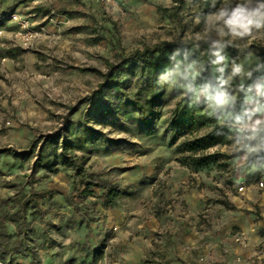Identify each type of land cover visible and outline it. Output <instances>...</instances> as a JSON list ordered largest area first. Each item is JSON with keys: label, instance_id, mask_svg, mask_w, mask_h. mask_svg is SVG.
<instances>
[{"label": "rangeland", "instance_id": "374dc122", "mask_svg": "<svg viewBox=\"0 0 264 264\" xmlns=\"http://www.w3.org/2000/svg\"><path fill=\"white\" fill-rule=\"evenodd\" d=\"M211 4L0 0L3 264H101L87 233L108 236L115 264L135 244L141 264H264V136L245 159L226 117L241 112L243 92L230 89L234 107L209 115L202 95L169 83L188 58L203 66L196 85L213 79L203 40ZM226 39L248 49L223 52L245 67L264 57V32ZM160 43L179 54L156 55L148 84L133 55ZM124 60L107 75V62Z\"/></svg>", "mask_w": 264, "mask_h": 264}, {"label": "clouds", "instance_id": "9594fccd", "mask_svg": "<svg viewBox=\"0 0 264 264\" xmlns=\"http://www.w3.org/2000/svg\"><path fill=\"white\" fill-rule=\"evenodd\" d=\"M211 7L215 11L204 17L203 40L215 56L212 61L215 82L210 79L196 85L203 66H198L195 61L187 64L178 61L168 73L169 83L181 88L184 93L190 92L197 97L202 95L209 115L234 107L237 97L230 89L243 92L241 112H227L226 117L233 121L237 147L244 150L247 159L260 150L259 145L253 142L264 135V57L256 56L254 62L245 67L244 63L229 59L222 53L228 47L227 37L244 39L264 32V0H221L219 7H216V0H212ZM177 54L179 50L173 56ZM236 78H240V82L234 84ZM245 80L251 83L245 84Z\"/></svg>", "mask_w": 264, "mask_h": 264}, {"label": "trees", "instance_id": "16d2710c", "mask_svg": "<svg viewBox=\"0 0 264 264\" xmlns=\"http://www.w3.org/2000/svg\"><path fill=\"white\" fill-rule=\"evenodd\" d=\"M176 49V46H173L171 44L168 43H160L158 45H155L152 48H145L142 51H135L134 53V57H137L142 65V70L145 71L144 74L146 77V81L148 84L154 83V77L156 76V71L158 66L156 64H153L151 62V60L156 56L159 55L160 58H162L167 52L173 53ZM248 49L246 50H240L236 47H234L233 45H229L228 47L224 50V52H227L229 55L235 56V55H240V54H244L247 52ZM223 54V53H222ZM185 54L182 53V57ZM206 59H207V63L205 65V69L207 70L208 68H210V66L212 65V61L215 59V56H213L211 54L210 51L207 52L206 54ZM188 62H193L194 60L188 58L187 59ZM127 62L124 60L122 62H120L119 64H112V63H106V66L108 68V74L107 75H111L113 72L117 71L120 67L124 66ZM238 94V97L241 98L242 97V92H236ZM66 119L64 118V121ZM264 136V135H263ZM206 139V138H205ZM203 139V141L205 140ZM203 141H198L194 143V147H196V145H199L201 142ZM63 147V151L66 152V146L65 144L62 145ZM195 148H188L187 151L192 152L194 151ZM262 150H264V143L262 146ZM10 152L8 150H2L0 151V154H9ZM64 159V158H63ZM68 159V158H67ZM211 160H213L212 158H205L203 160H197L195 161V165L197 167H201V166H205L208 164V162H211ZM69 161H72L71 159H69ZM73 162V161H72ZM93 185V184H92ZM96 185V187H102L107 191V196L110 197L113 195L114 190L111 188V186L106 183V182H100L98 184H94Z\"/></svg>", "mask_w": 264, "mask_h": 264}, {"label": "crops", "instance_id": "0c3cea01", "mask_svg": "<svg viewBox=\"0 0 264 264\" xmlns=\"http://www.w3.org/2000/svg\"><path fill=\"white\" fill-rule=\"evenodd\" d=\"M105 234H101L100 237H96L95 233L93 234H86V237L88 238H91L93 240V249H97V251H99L97 254H98V259L99 262L101 264H115L113 260L114 256H113V253L112 252H109L108 251V243H109V240L106 241V244L104 243V239H108V236H106ZM135 246V249L133 251H129L128 247L127 246H124L122 247L123 249L120 251L121 253L120 254H117V257L118 256H121V258H119L118 262L122 260V264H130L129 262L131 261H128L129 260V256L130 254H132V259L134 260L131 264H141V257L140 256V253L139 251H136L137 249V245H133V247ZM128 248V249H127ZM8 259L5 261L7 262ZM11 264H22L18 259H12L11 261ZM0 263L3 264L2 260L0 259ZM121 263V262H120ZM25 264V263H24Z\"/></svg>", "mask_w": 264, "mask_h": 264}, {"label": "built area", "instance_id": "2783aa9c", "mask_svg": "<svg viewBox=\"0 0 264 264\" xmlns=\"http://www.w3.org/2000/svg\"><path fill=\"white\" fill-rule=\"evenodd\" d=\"M29 37H30V36H29ZM236 242H237V243H240L241 245H243V247H245L244 244H243V242L241 241V239H237ZM0 264H1V263H0ZM235 264H240V259H238V260L235 262Z\"/></svg>", "mask_w": 264, "mask_h": 264}]
</instances>
